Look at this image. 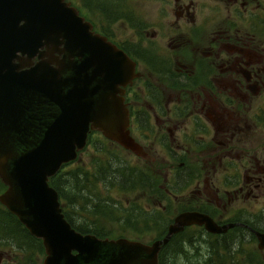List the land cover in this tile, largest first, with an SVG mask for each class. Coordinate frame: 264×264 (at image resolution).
<instances>
[{
	"label": "flooded vegetation",
	"instance_id": "af4514ba",
	"mask_svg": "<svg viewBox=\"0 0 264 264\" xmlns=\"http://www.w3.org/2000/svg\"><path fill=\"white\" fill-rule=\"evenodd\" d=\"M65 1L94 32L122 49L140 74L122 95L139 153L101 131L92 130L90 136L95 150L103 140L134 155L140 177L155 184L127 192L170 212L144 220L168 223L166 234L180 213L201 212L219 225L233 224L220 233L203 225L187 227L215 236L228 248H222L223 255L235 242L256 243V251L264 253L255 234L264 233V204L255 214L254 202L248 203L264 196V0ZM148 3L155 12L152 23L144 10ZM210 6L218 10L217 17L202 21L201 11ZM254 136L259 140L254 142ZM190 181L194 190L185 195ZM180 191L187 205L171 211V197L176 202ZM248 259L255 264L250 253Z\"/></svg>",
	"mask_w": 264,
	"mask_h": 264
},
{
	"label": "water",
	"instance_id": "95a60500",
	"mask_svg": "<svg viewBox=\"0 0 264 264\" xmlns=\"http://www.w3.org/2000/svg\"><path fill=\"white\" fill-rule=\"evenodd\" d=\"M65 0H0V202L42 241L43 264H159L174 234L193 224L225 231L185 211L151 243L82 233L50 184L74 161L92 130L139 153L130 135L125 87L134 61ZM259 248L264 233L255 231Z\"/></svg>",
	"mask_w": 264,
	"mask_h": 264
},
{
	"label": "trees",
	"instance_id": "16d2710c",
	"mask_svg": "<svg viewBox=\"0 0 264 264\" xmlns=\"http://www.w3.org/2000/svg\"><path fill=\"white\" fill-rule=\"evenodd\" d=\"M94 140L91 142H94ZM98 146L96 149L98 152L101 151L105 157H92L93 161L91 165L81 160L64 164L61 170L55 176L51 177L50 184L58 191L65 217L73 227L82 233H93L99 237H106L110 232L103 234L100 230V222L97 223L91 219L90 221L94 223V226H90L88 222L89 218L93 216L95 218L96 216L102 218L101 216H103L105 217L104 220H111L115 217L113 210L118 213L122 211L120 209H114L112 204H117L110 203L102 192L113 189H119L123 192H134L137 188H153L155 184L147 178H141V172L134 168L133 165L121 161L116 153H112L108 149L107 143L103 140L98 143ZM80 214L85 216L83 222L80 220ZM157 215H162V213ZM124 221H130L129 214ZM162 225L164 226L166 224ZM164 229L165 226L161 227V235L167 230V228ZM6 230L10 233L4 232ZM192 230L193 228H187L183 232L172 236L169 243L162 247L159 255L160 264H167L166 256L169 252L168 249L171 250L181 244L182 241H189L191 239L190 233ZM195 231H199V229ZM238 244V249L233 248L229 253L227 252V255L221 256V251L223 249L227 250L228 248H224L215 239L210 245L212 257L209 260H205L206 264H242L237 255L242 252V242ZM7 247L13 251H15V248L20 249L24 257H27L25 261L29 263L34 258V254L38 255V252L41 253L43 244L40 239L29 232L16 215L0 203V249ZM218 255L221 257L220 260L215 258Z\"/></svg>",
	"mask_w": 264,
	"mask_h": 264
},
{
	"label": "rangeland",
	"instance_id": "374dc122",
	"mask_svg": "<svg viewBox=\"0 0 264 264\" xmlns=\"http://www.w3.org/2000/svg\"><path fill=\"white\" fill-rule=\"evenodd\" d=\"M215 4L216 3L211 2V6L216 7ZM211 6L209 8L207 7L203 8V12L201 11L200 19L202 21L212 19L213 16L217 17L218 10L216 12V10L212 8ZM144 10L148 12V19L152 23L155 17V12L152 11L153 4L152 3L146 4L144 6ZM202 26L207 28L209 24H206V25L203 24ZM93 137L103 139L102 136H101L102 138H100L99 135H96V134ZM260 139L263 140L262 136H260ZM252 140L256 142V140H259V139L257 136H254L252 137ZM91 141H93V139L91 136H89L87 143ZM104 142L107 143L106 141ZM239 145H241V143H239ZM108 148L112 150L113 153H116L118 157L121 159V161L127 164H131L135 166L137 161H139L137 158H135L134 155L132 156L128 154L126 151L118 148L116 145H108ZM96 151L97 150L93 148L91 143H89L88 147L85 150L83 149L82 152L81 151L78 152V156L75 160L76 161L81 160L82 162L86 161V164L91 165V162L93 161L94 157H105V155H102L101 151L100 152L98 151L96 152ZM165 164L168 165V163H165ZM164 174H165L164 172L163 174H161V181L163 180L162 176ZM203 179L204 177L201 178V182ZM168 182H169L170 189H172L171 187L172 180L170 179ZM193 187L194 186L192 182L190 181V183H188L183 188L185 191L184 190L182 191H184L183 193L185 195H189V194L191 195L192 191L194 190ZM5 188L6 186L3 184V182L0 179V194L6 190ZM182 191L179 192L180 196L183 195ZM102 193L110 201V203H116L118 205L117 206L115 204H112L114 209H120L122 212L118 213V212H115V210H113L115 217L111 220H104L105 217L103 216H101L102 218H100L99 216H96V218L94 216L92 218L88 217L89 218L88 222L90 223V226H94V223H91L90 221L91 219L94 222H97V223L100 222L99 224H101V228H100L101 232L103 234L110 232L109 234L111 236L109 237L114 238V237L124 236L129 239L137 238L138 240L147 242V243H150L154 241L155 239L162 238L164 235H166L164 234L165 232L162 235L160 233L161 227H164L161 222L159 223V225H156L152 223L151 221H145L144 218L161 217L162 215L161 216L157 215L159 213H165V215H168L170 212H168L167 210L164 211V210L156 209L158 208V205L156 206L152 204L151 201L148 202L146 200V202H144L143 200L140 199L141 197L138 194L131 195L119 189L108 190ZM184 197L185 196L179 197V199L176 200V202H175L174 197L173 196L171 197L172 198L171 203H173L172 206L174 208L173 210L171 209V211L176 210L178 212L179 208L183 206L185 207L187 205L186 203L183 202ZM135 198H137V201L133 202ZM258 198L259 199L248 201V203L254 202L252 206V209H253L252 211L255 212V214H258L261 212L262 208H259V207L263 206L264 204V196L263 197L260 196ZM134 209H137V210H134ZM124 211L126 212L124 213ZM128 214H129L130 221L125 222L124 219L128 216ZM79 216L81 217L80 220L83 222V218L85 219V216L82 214H80ZM167 226H168V223H167ZM167 226L165 225V229L167 228ZM195 230L196 228H193V230L191 231L190 233L191 239L189 241L184 240L177 247H174L171 250L168 249L169 252L167 253V256H166L167 264H206L205 260L206 259L209 260V258L212 257L210 245L214 242L215 236L208 233L207 231L201 232V231H195ZM4 232L10 233L7 230ZM193 232L194 234H192ZM209 235L210 237H213V238L212 239L208 238ZM238 245L239 244L235 242L233 248L234 249L238 248ZM256 247H257L256 243L253 244L252 242L251 243L245 242V244L243 243L241 245V251L243 250V253L241 255L238 254V256L240 255L239 258L242 264H252L251 262H248L249 253L254 261L253 263L259 264L261 263V261H264V253L260 252V250H258L259 252H257ZM11 250L12 249H10L9 247L4 248V250L2 251L4 252L3 253L4 256L0 259V264H23V262H25L24 264H30V262L31 264H43V261L46 255L44 247H43L41 253L38 252V255L34 254V258L31 259L29 263H27V261H25L27 257H24V254L20 251V249L15 248V251L13 250L11 251ZM15 252H18V253H15ZM7 254H10L11 257L8 258L6 256ZM246 254H248V256H246ZM221 256H223V254H221ZM261 257L263 258V260H261ZM215 258L217 260L221 259L219 255L218 257H215Z\"/></svg>",
	"mask_w": 264,
	"mask_h": 264
},
{
	"label": "bare ground",
	"instance_id": "6f19581e",
	"mask_svg": "<svg viewBox=\"0 0 264 264\" xmlns=\"http://www.w3.org/2000/svg\"><path fill=\"white\" fill-rule=\"evenodd\" d=\"M176 253H178V252H176Z\"/></svg>",
	"mask_w": 264,
	"mask_h": 264
}]
</instances>
